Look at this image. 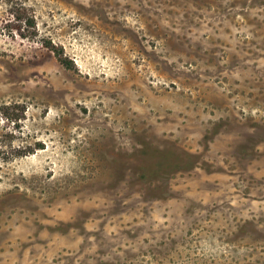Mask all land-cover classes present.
<instances>
[{"label": "rangeland", "instance_id": "374dc122", "mask_svg": "<svg viewBox=\"0 0 264 264\" xmlns=\"http://www.w3.org/2000/svg\"><path fill=\"white\" fill-rule=\"evenodd\" d=\"M12 104L0 264H264V0H0Z\"/></svg>", "mask_w": 264, "mask_h": 264}, {"label": "trees", "instance_id": "16d2710c", "mask_svg": "<svg viewBox=\"0 0 264 264\" xmlns=\"http://www.w3.org/2000/svg\"><path fill=\"white\" fill-rule=\"evenodd\" d=\"M61 60L67 67H70L69 61L65 59H61ZM19 110H20L19 104L1 105L0 116L1 115L5 116L6 119L16 122L20 118ZM21 151L22 149L20 147H15V146L8 149L7 145L4 144L3 140L0 138V164L7 163L15 156L20 155Z\"/></svg>", "mask_w": 264, "mask_h": 264}]
</instances>
